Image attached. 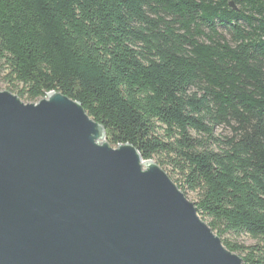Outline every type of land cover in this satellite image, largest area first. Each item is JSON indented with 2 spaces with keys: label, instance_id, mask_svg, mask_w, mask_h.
I'll return each instance as SVG.
<instances>
[{
  "label": "trees",
  "instance_id": "1",
  "mask_svg": "<svg viewBox=\"0 0 264 264\" xmlns=\"http://www.w3.org/2000/svg\"><path fill=\"white\" fill-rule=\"evenodd\" d=\"M1 73L28 101H79L264 264V0H0Z\"/></svg>",
  "mask_w": 264,
  "mask_h": 264
},
{
  "label": "water",
  "instance_id": "2",
  "mask_svg": "<svg viewBox=\"0 0 264 264\" xmlns=\"http://www.w3.org/2000/svg\"><path fill=\"white\" fill-rule=\"evenodd\" d=\"M105 137L61 92L0 90V264H243L157 163Z\"/></svg>",
  "mask_w": 264,
  "mask_h": 264
},
{
  "label": "rangeland",
  "instance_id": "3",
  "mask_svg": "<svg viewBox=\"0 0 264 264\" xmlns=\"http://www.w3.org/2000/svg\"><path fill=\"white\" fill-rule=\"evenodd\" d=\"M0 90H8L10 92H12L13 94L17 95L23 102L25 103H30L31 101H28L27 99L25 98H21L19 96V93H17L15 90L11 89L10 88V84L7 82V80L5 79L4 77V73H1L0 74ZM102 142H104V139L101 140ZM115 147V146H113ZM154 161V160H153ZM155 163H157L156 161H154ZM169 176H172L174 179H177L179 178V176L172 172L171 169L168 167V166H165V165H161L159 163H157ZM146 167V165H144ZM178 183H181V182H178ZM186 194H187V197L195 202L196 201V195L192 192H189V191H186ZM230 239H237L238 242H241V243H245L246 245H253L255 244V241L253 239H251L250 237L246 236V235H242L238 238H236L235 236H230Z\"/></svg>",
  "mask_w": 264,
  "mask_h": 264
}]
</instances>
